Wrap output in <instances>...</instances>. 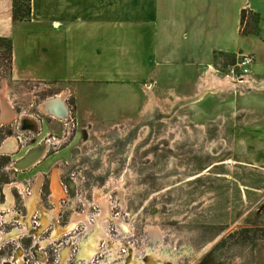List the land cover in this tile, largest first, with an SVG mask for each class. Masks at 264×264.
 <instances>
[{
	"label": "rangeland",
	"instance_id": "rangeland-1",
	"mask_svg": "<svg viewBox=\"0 0 264 264\" xmlns=\"http://www.w3.org/2000/svg\"><path fill=\"white\" fill-rule=\"evenodd\" d=\"M255 22L251 30L261 36L263 23ZM5 39L0 148L8 137L17 144L0 151V264H264V88L239 83L242 53L215 59L193 94L154 88L138 117L101 123L78 119L72 96L12 73V39ZM213 75L234 85L207 88ZM58 97L66 118L45 107ZM22 114L39 125H21ZM39 144L47 151L37 166L12 168ZM103 210L111 236L88 261L83 243L101 229ZM76 215H86L92 229L74 223Z\"/></svg>",
	"mask_w": 264,
	"mask_h": 264
},
{
	"label": "crops",
	"instance_id": "crops-1",
	"mask_svg": "<svg viewBox=\"0 0 264 264\" xmlns=\"http://www.w3.org/2000/svg\"><path fill=\"white\" fill-rule=\"evenodd\" d=\"M31 7V20L14 21L13 0H0L12 73L72 96L78 119H134L154 88L193 94L220 55H252L244 84L264 88V32L240 34L243 12L264 27V0H32ZM10 138L4 143L16 145Z\"/></svg>",
	"mask_w": 264,
	"mask_h": 264
},
{
	"label": "bare ground",
	"instance_id": "bare-ground-1",
	"mask_svg": "<svg viewBox=\"0 0 264 264\" xmlns=\"http://www.w3.org/2000/svg\"><path fill=\"white\" fill-rule=\"evenodd\" d=\"M210 76V75H209ZM208 76V77H209ZM213 78L212 79H208L207 80V82H209L208 84H207V88H208V86L209 87H217V86H219V85H225V84H228V83H232V85H234L233 84V79H231V78H227V80H221V79H219V78H217V77H215V75H213L212 76ZM247 77H249V76H246L245 78H243V80L245 79H247ZM244 80V81H245ZM244 81H240L239 83H243ZM248 81V80H247ZM246 83H248V82H246ZM53 101H55V100H50V101H48V102H46L45 103V107H46V109H48V110H51V109H53V108H51V107H53L51 104H53L54 102ZM10 104V103H9ZM56 109H58V110H60V108H56ZM55 109V110H56ZM9 111H10V108L8 107V106H6V108L4 107V116H5V114H6V116H8L7 114H9ZM52 112V111H51ZM11 114V113H10ZM48 114V113H47ZM12 117V116H11ZM21 120H22V122H21V125H23V123L25 122V121H29V122H35V125L36 124H38L39 125V123H38V121L34 118V116H29L28 114H22V116H21ZM38 129V128H37ZM70 135V132L69 133H67V135H66V138L68 137ZM13 142H16V140L15 139H11ZM52 141L55 143V145H60V143L62 142V140H60V139H58V138H53L52 139ZM11 145H12V143L10 144V143H6L5 142V144L0 148V151H12L13 149H11ZM13 146H14V144H13ZM35 150L30 154V156H28L29 155V153L31 152H29L24 158H26L27 156V158L26 159H24V160H22V166H26V169L25 170H28V169H30L31 167H33L36 163H38L41 159H42V157H44L45 155H46V149H47V145L46 144H42V145H39V146H37V147H35L34 148ZM7 154V153H6ZM15 166H16V163H14L13 164V169H15ZM58 181V180H57ZM56 181V182H57ZM21 185V184H20ZM19 185V186H20ZM11 186H12V184H10L9 185V187H8V189L10 190L11 189ZM14 188V187H13ZM23 188V186H21V190H23V192L22 193H24L25 194V192H24V189H22ZM35 188H36V193H37V196H38V186H35ZM53 192H54V194H53V199H54V201L56 202V204H58V206H59V200H58V197L60 196V194L62 195V192H61V190H60V188H59V186L57 185V183H54V185H53ZM26 197V196H25ZM29 198V197H28ZM27 201H29V199H27ZM32 201V200H31ZM107 199H106V197H104V195H102V198H100V201H99V203L103 206V209L106 207V210L108 209V205H107ZM11 204V203H10ZM5 208H7V207H5ZM9 208V207H8ZM10 209V208H9ZM12 210V209H11ZM10 210V211H11ZM106 210H103L102 211V214L101 215H99V217H98V221H99V223L98 224H102V227H101V229H100V227L99 228H97L96 230H94L95 232H94V234H93V230H92V233H90L91 231V229H92V225L89 223V221H88V218L86 217V215L85 216H83V215H76L74 218H73V222L74 223H76L77 224V222H84L85 224H86V227H87V229H88V231H90L89 232V234H88V240H86L85 239V241H84V243H83V248L85 249L83 252H81V256L82 257H84L86 260H90L91 258H92V256L99 250V243H100V241L101 240H108L109 238H110V236L108 235V234H106V232H105V224H106V219L104 218V216L103 215H105V214H108L107 212H106ZM10 213V212H9ZM14 213H12V215H13ZM11 215V214H10ZM57 215V214H56ZM50 217V216H49ZM51 218V217H50ZM100 220H101V222H100ZM23 224V223H22ZM119 226H120V228H121V230L123 229L122 227H123V223L121 222V221H119ZM29 225V224H28ZM97 226V225H96ZM101 226V225H100ZM125 227V226H124ZM29 230V229H28ZM27 230V228H26V230H21V229H16L15 231H12L11 233H9L8 234V237L9 238H11V237H15V236H17V235H19L20 236V234L22 235V233H25V232H27L28 231ZM60 230V229H59ZM127 230V229H126ZM125 230V231H126ZM87 231V230H86ZM124 231V230H123ZM57 232H60V231H57ZM61 233V232H60ZM3 236H5L6 237V235H4V234H2ZM1 235V236H2ZM4 238V237H3ZM88 241V242H87ZM81 242V241H80ZM117 250V249H116ZM159 260V259H158ZM88 263V262H87Z\"/></svg>",
	"mask_w": 264,
	"mask_h": 264
},
{
	"label": "trees",
	"instance_id": "trees-1",
	"mask_svg": "<svg viewBox=\"0 0 264 264\" xmlns=\"http://www.w3.org/2000/svg\"><path fill=\"white\" fill-rule=\"evenodd\" d=\"M31 1L32 0H13V20L14 21H29L31 20V14H32V7H31ZM250 14V13H249ZM247 12L242 13L241 18V28H247L246 32H243L241 35H256L257 32H255L253 29L254 25L256 24L255 19H258V16L256 15H250V21L247 16ZM253 20V21H252ZM4 39V38H1ZM6 40V39H5ZM10 42L11 50L12 47V41Z\"/></svg>",
	"mask_w": 264,
	"mask_h": 264
},
{
	"label": "water",
	"instance_id": "water-1",
	"mask_svg": "<svg viewBox=\"0 0 264 264\" xmlns=\"http://www.w3.org/2000/svg\"><path fill=\"white\" fill-rule=\"evenodd\" d=\"M54 100L55 101H54L53 104L55 105V108H60V110L56 109L53 112L49 111V114L52 115V116L58 117V118H66L68 116V114H69V110H68V107L66 106L65 102L62 100V98H56ZM34 150L35 149L31 150V152L29 153L28 156H30V154ZM26 158H24V159H26ZM24 159H21L20 161H18L16 163L15 169L20 170V171H24L26 169V166H22L21 165L22 164V160H24Z\"/></svg>",
	"mask_w": 264,
	"mask_h": 264
},
{
	"label": "built area",
	"instance_id": "built-area-1",
	"mask_svg": "<svg viewBox=\"0 0 264 264\" xmlns=\"http://www.w3.org/2000/svg\"><path fill=\"white\" fill-rule=\"evenodd\" d=\"M253 63H254V59H253L252 55L242 56L241 63L239 64V66L241 68H243V73H244V75L242 76V80L246 76L250 77Z\"/></svg>",
	"mask_w": 264,
	"mask_h": 264
},
{
	"label": "flooded vegetation",
	"instance_id": "flooded-vegetation-1",
	"mask_svg": "<svg viewBox=\"0 0 264 264\" xmlns=\"http://www.w3.org/2000/svg\"><path fill=\"white\" fill-rule=\"evenodd\" d=\"M5 141V140H4ZM2 144H4V142L2 143ZM39 145H42V144H39ZM38 145V146H39ZM35 147H37V146H34V147H32L31 149H29L28 151H27V153H25V155L23 156V157H25L31 150H33ZM42 160V159H41ZM41 160L38 162V163H40L41 162ZM38 164L36 163V165L35 166H37ZM34 166V167H35ZM30 169H32V167L30 168ZM30 169H28V170H30ZM28 170H25V171H28ZM9 185L10 184H8V186H7V190H9L8 189V187H9ZM10 191V190H9ZM4 194H6V192H3ZM7 201H9V199H8V196H7ZM8 203V202H7ZM0 204H2V203H0ZM2 208L4 209V210H6L7 208H5V205H2ZM2 213V212H1ZM27 218V217H26ZM6 219H9V215L6 217ZM22 219V218H21ZM22 225V224H21ZM23 226V225H22ZM21 235V234H20Z\"/></svg>",
	"mask_w": 264,
	"mask_h": 264
}]
</instances>
